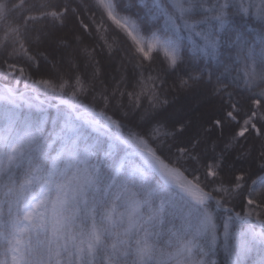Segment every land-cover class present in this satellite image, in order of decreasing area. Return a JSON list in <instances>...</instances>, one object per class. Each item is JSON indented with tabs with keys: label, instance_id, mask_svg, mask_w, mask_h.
I'll return each mask as SVG.
<instances>
[{
	"label": "snow or ice",
	"instance_id": "snow-or-ice-1",
	"mask_svg": "<svg viewBox=\"0 0 264 264\" xmlns=\"http://www.w3.org/2000/svg\"><path fill=\"white\" fill-rule=\"evenodd\" d=\"M217 251L264 264V0H0V264Z\"/></svg>",
	"mask_w": 264,
	"mask_h": 264
},
{
	"label": "trees",
	"instance_id": "trees-1",
	"mask_svg": "<svg viewBox=\"0 0 264 264\" xmlns=\"http://www.w3.org/2000/svg\"><path fill=\"white\" fill-rule=\"evenodd\" d=\"M135 10V9H134ZM176 108L179 109H186L189 107H196V101L194 98L189 97V96H181L175 103L174 105ZM200 111H206L205 107H201L199 109ZM194 115V113H193ZM212 259H215L217 264H225V255L223 251H217L215 256L212 257Z\"/></svg>",
	"mask_w": 264,
	"mask_h": 264
}]
</instances>
